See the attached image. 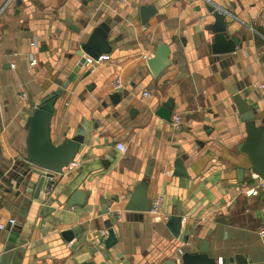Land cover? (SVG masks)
Here are the masks:
<instances>
[{
    "label": "crops",
    "instance_id": "obj_1",
    "mask_svg": "<svg viewBox=\"0 0 264 264\" xmlns=\"http://www.w3.org/2000/svg\"><path fill=\"white\" fill-rule=\"evenodd\" d=\"M141 5L156 8L147 22ZM209 5L227 13L225 40L235 50L214 52ZM97 28L108 44L102 62L90 67L81 45ZM162 47L169 61L156 75L148 60ZM263 51L264 0H0V220L6 224L0 264H183L206 240L212 264H264L258 234L264 188L246 193L264 177L242 147L249 122L233 98L240 93L252 106L257 119L250 123L264 140ZM126 63L124 89L101 91L116 65ZM61 88L52 141L62 144L81 127L85 141L54 175L52 189L34 198L39 176L32 174L31 188L25 177L28 119ZM176 115L182 116L179 129ZM179 158L184 176L175 174ZM136 187L144 188L150 206L162 196L163 214L181 215L192 234L182 230L175 238L149 211L111 218L115 194L130 196ZM78 190L86 200L69 206ZM7 217L21 225L11 227ZM109 224L118 238L110 249L99 238ZM67 230L74 233L70 239Z\"/></svg>",
    "mask_w": 264,
    "mask_h": 264
},
{
    "label": "water",
    "instance_id": "obj_2",
    "mask_svg": "<svg viewBox=\"0 0 264 264\" xmlns=\"http://www.w3.org/2000/svg\"><path fill=\"white\" fill-rule=\"evenodd\" d=\"M208 10L216 21L214 32L217 33V47L215 53L231 52L235 50L231 44L225 40L226 36H230L228 28L229 20H227V13L221 10L216 5H209ZM156 11L153 5H141L140 13L143 22H147L149 17ZM228 22V23H227ZM101 28V27H100ZM100 28H97L91 35L90 39L81 45L80 55L83 57L82 61H86L84 54L89 55L92 58H99L101 54L107 49L106 33ZM228 28V29H227ZM235 43H238L236 38L233 39ZM167 50L162 47L157 54L148 60V66L151 71L158 75L164 66L168 63ZM261 59L264 61V51ZM75 80V75H71L68 80V85ZM66 88V86H65ZM63 89H58L51 94L43 98L39 104L33 107L29 122V135H28V157L27 169L29 179L27 185H32L31 176L36 174L39 176L38 182L35 185L34 198H39L41 190H47L53 183L54 175L56 173H62L64 168L69 166L81 145L85 141L86 128L81 127L77 130L76 135L71 139L66 140L64 143L55 145L51 137V122L54 110L56 108V102L60 96H62ZM247 94V91L244 93ZM118 96L115 94L112 96L113 100H116ZM239 113L242 115V119L245 122H249L248 125V138L245 144H242L243 149L248 153L252 160L253 171L260 177H264V140L261 139L257 133H261L260 129H256L253 123H250L257 119L256 112L252 106L245 100L242 94L237 93L233 96ZM257 132V133H256ZM109 162L105 160L103 163ZM175 174L184 176L186 172L184 170L183 161L179 158L176 162ZM24 178V179H26ZM26 185V186H27ZM31 188V186H29ZM86 200V193L82 190H78L69 200V206L82 204ZM108 209V208H106ZM150 201L145 195V190L142 187H136L134 192L129 196L126 211H149ZM107 211V210H106ZM23 217L25 213H21ZM136 215V214H134ZM160 222L166 226V228L172 233L175 238L182 235V230L185 233L192 234V226L184 224L183 217L177 213H173L168 219H163ZM21 223H18L15 228H18ZM66 239H70L74 236L72 230H67L63 233ZM195 235H192V242H195ZM101 241L105 239L106 248L113 247L118 238L115 234V230L112 224L108 225L107 234L100 235ZM11 242V241H10ZM209 242L206 240L200 249V253L194 258L184 257L183 264H212L214 260L208 257ZM12 243H9L7 251L11 249Z\"/></svg>",
    "mask_w": 264,
    "mask_h": 264
},
{
    "label": "built area",
    "instance_id": "obj_3",
    "mask_svg": "<svg viewBox=\"0 0 264 264\" xmlns=\"http://www.w3.org/2000/svg\"><path fill=\"white\" fill-rule=\"evenodd\" d=\"M128 2V0H120V3L124 4ZM145 58H148L145 56ZM31 59L33 62H36L37 58L33 54L31 56ZM103 56H100L99 58H92V57H87V63L90 65V67L95 66L96 64H100L102 62ZM131 64L126 63V64H118L115 67V71L110 77V79L103 84L101 87V91H108L110 94L112 93H118L121 90L124 89L126 85V72L130 69ZM145 95H149V92H145ZM182 125V116L181 115H176L174 119V127L176 129L181 128ZM118 149L121 150L122 152H126L127 147L125 146L124 143H118ZM261 188H264V178L258 180L254 184L248 186L246 193L248 195H256L260 191ZM52 189V184L48 187V190ZM129 195H127L125 192L115 194V201L109 208L108 214L110 215L111 218H120L123 216V214L126 212V204L128 201ZM162 205H163V198L162 196H157L153 199L150 209H149V214L151 215L152 218L157 219V220H162V219H168L169 216H166L162 212ZM184 219V218H183ZM3 220V217H1L0 220V229H4L6 227V224ZM6 220L9 222L11 227H15L18 222L16 218L14 217H7ZM185 220V219H184ZM258 234L261 238H264V224H262L259 229H258ZM179 261V260H178ZM222 262V259L220 260ZM180 262H178L179 264Z\"/></svg>",
    "mask_w": 264,
    "mask_h": 264
}]
</instances>
